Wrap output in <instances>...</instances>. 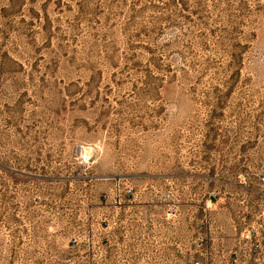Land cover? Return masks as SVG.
Listing matches in <instances>:
<instances>
[{"label": "rangeland", "instance_id": "374dc122", "mask_svg": "<svg viewBox=\"0 0 264 264\" xmlns=\"http://www.w3.org/2000/svg\"><path fill=\"white\" fill-rule=\"evenodd\" d=\"M255 191L264 0H0V264L263 263Z\"/></svg>", "mask_w": 264, "mask_h": 264}, {"label": "crops", "instance_id": "0c3cea01", "mask_svg": "<svg viewBox=\"0 0 264 264\" xmlns=\"http://www.w3.org/2000/svg\"><path fill=\"white\" fill-rule=\"evenodd\" d=\"M256 193H261V195H264V192H260V191H255ZM201 241L199 242V246H204V249H201V252L204 251L206 254H208V257H206V259H204V261H199L200 259L197 260L196 263L193 264H237V256L235 254V252L231 249L230 253L228 255V258H225L224 261H217L216 258H214V260L210 257V245L206 244L207 242H205L204 240L200 239ZM206 245V247H205ZM199 251V250H198ZM256 255V250L254 249V251H252V262L251 264H257L255 263V261H257V258L254 257ZM216 256L218 257V254H216ZM263 263H258V264H264V258L262 259Z\"/></svg>", "mask_w": 264, "mask_h": 264}]
</instances>
